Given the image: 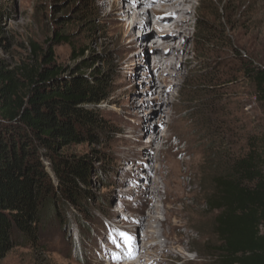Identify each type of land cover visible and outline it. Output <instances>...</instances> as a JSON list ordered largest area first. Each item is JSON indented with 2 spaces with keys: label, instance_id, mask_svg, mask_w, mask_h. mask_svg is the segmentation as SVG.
I'll list each match as a JSON object with an SVG mask.
<instances>
[{
  "label": "rangeland",
  "instance_id": "1",
  "mask_svg": "<svg viewBox=\"0 0 264 264\" xmlns=\"http://www.w3.org/2000/svg\"><path fill=\"white\" fill-rule=\"evenodd\" d=\"M133 1L0 0L7 12L0 18V58L9 64L27 59L33 43L44 52L48 40L61 31L76 34V46H88L80 22L67 18L78 16L77 5L84 2L96 8V20L104 28L103 38L93 41L92 48L110 55L115 73L112 96L101 105L115 128L108 143L70 150L92 155L93 149H103L110 155L113 172L107 185L96 174L90 186L93 209L86 218L66 207L67 220L49 224L37 246H16L0 256V264H129L133 261L125 258L126 248L143 251L150 245L144 236L154 234L151 218L159 210V192L170 199V209L164 211L161 204L158 215L167 216L164 233L172 231L174 244L148 250L156 264H217L208 255L217 236L215 214L206 198L214 190L215 159L224 150L220 138L227 150L240 153L247 150L243 132L264 126V108L254 86L239 74L235 57L248 54L249 48L264 54V0H194L193 12L187 15L189 32L175 31L179 35L170 42L168 61L156 71L143 52L153 59V48L162 49L153 45L166 30L154 19L159 18V5L153 6L158 0L145 1L138 10L148 11L141 19L150 17L151 23L144 26V21L132 31L123 6ZM52 46L65 68L82 60L74 59L64 42ZM171 62L175 65L167 67ZM95 162L104 163L99 158ZM147 169L154 176L148 181ZM134 258L137 262L139 254Z\"/></svg>",
  "mask_w": 264,
  "mask_h": 264
},
{
  "label": "trees",
  "instance_id": "2",
  "mask_svg": "<svg viewBox=\"0 0 264 264\" xmlns=\"http://www.w3.org/2000/svg\"><path fill=\"white\" fill-rule=\"evenodd\" d=\"M95 9L80 2L78 16L67 17L80 22L88 46H76V34L61 31L44 52L33 43L28 58L16 65L0 58V256L16 246H37L49 224L67 220L66 207L87 218L95 203L94 175L107 185L113 172L106 150L93 149L92 155L70 151L83 144L104 147L115 131L101 108L112 96L115 73L110 55L92 48L104 31ZM6 14L0 8V18ZM62 42L71 46L74 59L82 58L72 69L56 60L52 45ZM235 57L239 74L254 86L264 108V54L249 48ZM260 127L244 128L247 150L240 153L219 140L224 150L215 159L214 190L206 198L217 236L208 255L217 264H264ZM96 158L104 163L97 166Z\"/></svg>",
  "mask_w": 264,
  "mask_h": 264
},
{
  "label": "bare ground",
  "instance_id": "3",
  "mask_svg": "<svg viewBox=\"0 0 264 264\" xmlns=\"http://www.w3.org/2000/svg\"><path fill=\"white\" fill-rule=\"evenodd\" d=\"M145 1H148V0H134L133 1L134 3L132 4V6H129V7L123 6V16L127 17V19L125 18L126 20H130V19L132 20V23H133L132 31L134 30L135 27L140 26L141 23H143L144 21H145L144 26H146V25L148 26L151 23L150 17H148L146 19H144V18L141 19L142 15L145 13H148V11H144V13L138 12V10L143 7L142 5L146 3ZM158 5H159V8H155V13L159 18L158 19L154 18L157 20V26L159 24H161L162 26L159 25L160 28L166 29V30L171 29V30H173V32H167L166 30H164V32H163L164 34L160 33L157 36L158 38H156V40H154L153 45L160 46V47H162V49H158V48L154 49L153 48V51L155 52V55H156V56H154L153 59H152L151 55H149L148 51L143 50L144 51L143 55L145 56L147 62L153 61V63H154L153 71L160 69V67H162V65H165V62L168 61L167 55H168V52H170V50L168 49L170 47V42L176 41L174 38H177V36L179 35L180 32H182V31L186 32L189 30V27L191 26V24H190V19L187 17V15H190L193 12L194 0H158L157 2H155L153 4L154 7L155 6L158 7ZM114 7L120 8L117 4H115ZM149 12H150V10H149ZM165 25H169V26L165 27ZM132 31H130L129 33L132 34ZM175 31H178L179 33L175 32ZM148 34L150 35L151 33L148 32ZM133 43L135 44V42H133ZM170 58H171V56H170ZM169 65L171 67H173L175 65V62H171V64L169 63L167 65V67ZM157 140H158V138L155 137L152 140V143H155ZM146 149H148V148H146ZM149 151H150V149H149ZM152 159H155V157L154 158L152 157ZM160 167L163 168L164 166L161 165ZM147 172H148V176H147L146 180L148 181V180H150V178H153L154 176H153V172L150 171L149 169H147ZM144 193H146V192H144ZM142 196H144V195H142ZM146 196H148V193H146V195L144 197H146ZM155 198H156V201L159 202L158 203L159 210L156 211V215L151 218L152 224L155 227H153V225H151L150 227H153L152 230L154 231V234L151 233L153 231L149 229L150 230L149 232L151 233V235H147L145 233V236H144L145 240H146V244H150V245H146L144 247L143 251H140L138 248H135L132 244L130 245V248L134 247L133 249H128L129 247L126 248L127 251L129 250V252H128V256H126L125 258L131 259L133 261V262H129V264H156L157 258L154 256L155 254L151 253L148 250L154 249V248H156V250H157V247L160 248L163 246L166 250L167 248L170 249V246L174 244V241H172L173 238L171 237L172 231L170 232L167 230L168 232L164 233V229L166 226L165 224H166V221L168 220L167 216L165 214H163L161 216H164V219H161L160 215H158L159 211H160L161 204L164 207V211L170 209V207L168 206V204L170 202L168 193L162 194V192H159L158 196ZM166 204H167V206H166ZM147 232H148V230H147ZM140 234H142V233H140ZM153 236L155 237L154 239L152 238ZM138 237H140V235L137 233V238ZM158 238H160V241L155 242L156 239H158ZM152 241H154V242H152ZM123 252L125 253L126 251H123ZM136 253L139 254V258H137L138 259L137 262L134 261V260H136V258H134ZM162 254H163V252H162Z\"/></svg>",
  "mask_w": 264,
  "mask_h": 264
}]
</instances>
